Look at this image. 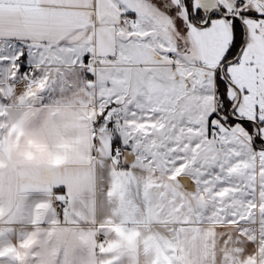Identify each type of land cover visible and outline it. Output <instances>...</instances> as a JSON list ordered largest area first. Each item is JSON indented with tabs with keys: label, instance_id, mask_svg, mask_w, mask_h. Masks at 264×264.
Returning <instances> with one entry per match:
<instances>
[{
	"label": "snow or ice",
	"instance_id": "snow-or-ice-1",
	"mask_svg": "<svg viewBox=\"0 0 264 264\" xmlns=\"http://www.w3.org/2000/svg\"><path fill=\"white\" fill-rule=\"evenodd\" d=\"M0 264H264V0H0Z\"/></svg>",
	"mask_w": 264,
	"mask_h": 264
}]
</instances>
